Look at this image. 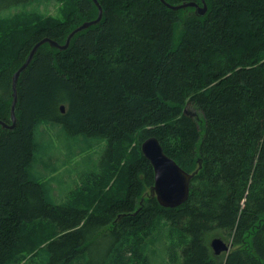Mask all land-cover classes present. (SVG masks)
Masks as SVG:
<instances>
[{
    "label": "trees",
    "instance_id": "trees-1",
    "mask_svg": "<svg viewBox=\"0 0 264 264\" xmlns=\"http://www.w3.org/2000/svg\"><path fill=\"white\" fill-rule=\"evenodd\" d=\"M61 1L60 18H0L1 120L32 46L63 43L97 16L92 0ZM98 2L100 21L66 49L35 51L17 81L15 126H0V264H264V0H205L202 16L161 0ZM42 123L105 141L56 200L58 169L32 171ZM149 136L186 171L201 161L177 207L142 195L154 182L140 150ZM222 235L232 249L215 255L210 240Z\"/></svg>",
    "mask_w": 264,
    "mask_h": 264
},
{
    "label": "rangeland",
    "instance_id": "rangeland-1",
    "mask_svg": "<svg viewBox=\"0 0 264 264\" xmlns=\"http://www.w3.org/2000/svg\"><path fill=\"white\" fill-rule=\"evenodd\" d=\"M61 5V0H31L29 2H21L0 9V18H7L24 11H35L60 18L62 17L60 13ZM35 139L37 150L32 166L34 174L46 177L53 168L58 169L57 172L51 174L54 179L52 181L49 180L48 188L50 197L53 200H56L55 198L57 197L62 198L65 193L74 187L73 180L78 171L92 168L94 161H96L95 159L99 157L105 145V141L103 140L92 136L86 137L70 134L62 129L61 126L52 123L40 124L39 129L35 133ZM42 163H46V165L42 167ZM77 182L78 184L80 183L79 180ZM142 195L144 197L149 195V187H146L142 191ZM102 233V231L96 232L90 238L89 243H94L98 240ZM221 238L228 244L229 249H232L231 238L229 236L225 237V235H222ZM42 240L44 239L39 237L35 240L38 244L37 248L40 247L39 249L45 244ZM37 251L38 249L34 250V252ZM159 254L161 253L159 252Z\"/></svg>",
    "mask_w": 264,
    "mask_h": 264
},
{
    "label": "water",
    "instance_id": "water-1",
    "mask_svg": "<svg viewBox=\"0 0 264 264\" xmlns=\"http://www.w3.org/2000/svg\"><path fill=\"white\" fill-rule=\"evenodd\" d=\"M98 8L97 16L94 19L83 21L78 26L74 27L66 36L63 43H59L50 37H43L38 40L30 49L24 62L14 71L11 80L12 100L10 105V122L0 119V126L3 129H13L16 123V104H17V81L20 73L26 69L32 60L35 51L44 43L59 50L66 49L72 37L88 28L91 25L97 24L102 17V7L98 0H92ZM166 6L171 9H180L193 7L194 12L202 16L206 13L207 4L205 0H200L201 5L196 1H183L178 4H171L166 0H161ZM64 110V105L60 106ZM140 150L146 159L150 162L154 171V182L149 187V195L156 198L157 202L168 208H174L181 205L187 200L190 190V181L201 168V161H198V166L193 171L184 170L173 158L168 156L162 148L161 143L155 136L145 138L140 144ZM210 246L215 255H220L229 251L228 244L219 237H214L210 241Z\"/></svg>",
    "mask_w": 264,
    "mask_h": 264
},
{
    "label": "crops",
    "instance_id": "crops-1",
    "mask_svg": "<svg viewBox=\"0 0 264 264\" xmlns=\"http://www.w3.org/2000/svg\"><path fill=\"white\" fill-rule=\"evenodd\" d=\"M54 178V177H53Z\"/></svg>",
    "mask_w": 264,
    "mask_h": 264
}]
</instances>
